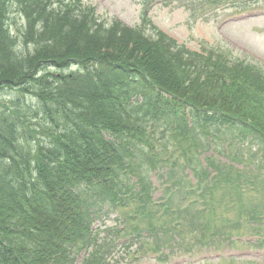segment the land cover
<instances>
[{
	"label": "trees",
	"instance_id": "16d2710c",
	"mask_svg": "<svg viewBox=\"0 0 264 264\" xmlns=\"http://www.w3.org/2000/svg\"><path fill=\"white\" fill-rule=\"evenodd\" d=\"M9 1L0 4V95L14 101L0 104V264H74L90 248L84 264H108L110 247L92 229L105 207L134 206L126 234L167 232L157 221L186 213L191 188L177 186L178 164L201 139L233 132L264 144L262 71L41 0H12L33 48L19 53ZM159 164L177 180L160 205L147 177Z\"/></svg>",
	"mask_w": 264,
	"mask_h": 264
},
{
	"label": "rangeland",
	"instance_id": "374dc122",
	"mask_svg": "<svg viewBox=\"0 0 264 264\" xmlns=\"http://www.w3.org/2000/svg\"><path fill=\"white\" fill-rule=\"evenodd\" d=\"M9 3L6 26L14 35L15 50L26 54L28 49H33L23 43L27 39L28 21L18 4L12 0ZM41 4L49 6L48 11L73 4L72 10L77 9L76 13L81 14L82 9H87L93 18L107 26L122 23L129 28L144 30L148 36L156 31L163 32L187 51L207 55L214 52L233 64H244L264 72V0H41ZM245 12L260 15L239 19ZM52 71L72 74L76 69ZM12 97V93L0 95V104L11 107L14 104ZM204 138L192 151V161L187 152V158L178 164L182 167L179 170L182 183L177 186L183 189L188 183L193 190L188 191V198L195 202L189 205L182 219L179 218L181 225L174 227L172 222L157 221L159 227L167 223L168 231L152 237L145 231L143 238L138 239L137 235L125 232L113 235L115 230L119 232L125 228V222H128L124 220L125 214L134 206L105 207L104 212L99 213L102 220L97 219L94 224L98 239L109 242L114 245V250L119 251L112 252V260L117 261H111L112 264H264V245H258L257 239L252 237L261 231L264 238V230L259 229L264 227V222L259 225L251 219L258 204L264 207V144L233 132H227L220 141H213L212 136ZM178 156L176 153L175 157ZM208 160L218 169L210 163L206 165ZM229 166H234V170ZM147 177L153 184V201L159 204L165 194V184L176 185L177 181L162 164L156 172L149 170ZM132 180L136 182L134 177ZM208 180L215 190L202 197L196 189L201 190ZM234 184H239L240 189H234ZM242 189H245L243 193ZM239 193H242L241 200L237 196ZM207 205L211 206L210 213H198ZM239 207L248 208L246 215H239ZM260 211L259 214L263 215L264 209ZM136 223L145 229L141 219ZM236 235L239 238L233 239ZM248 238L251 241H247ZM125 239L130 241L124 246ZM156 250H160L157 253L165 262H152ZM215 252L226 261L215 258L209 262L201 261L202 254L213 257ZM239 253L244 256L237 257ZM85 256V252L76 254L74 264H82ZM231 257L238 259L233 262Z\"/></svg>",
	"mask_w": 264,
	"mask_h": 264
}]
</instances>
